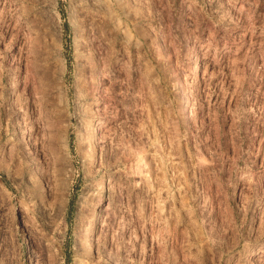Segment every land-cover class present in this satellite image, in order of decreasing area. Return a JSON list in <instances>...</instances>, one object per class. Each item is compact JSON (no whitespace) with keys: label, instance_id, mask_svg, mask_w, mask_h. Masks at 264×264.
I'll use <instances>...</instances> for the list:
<instances>
[{"label":"rangeland","instance_id":"obj_1","mask_svg":"<svg viewBox=\"0 0 264 264\" xmlns=\"http://www.w3.org/2000/svg\"><path fill=\"white\" fill-rule=\"evenodd\" d=\"M32 254L264 264V0H0V264Z\"/></svg>","mask_w":264,"mask_h":264},{"label":"bare ground","instance_id":"obj_2","mask_svg":"<svg viewBox=\"0 0 264 264\" xmlns=\"http://www.w3.org/2000/svg\"><path fill=\"white\" fill-rule=\"evenodd\" d=\"M117 5V4H116ZM47 75V74H46ZM199 75V69H198V65H197V63H195L194 64V66H193V68H192V76H198ZM98 77H96V80H95V83H97V81H98V79H97ZM45 81V80H44ZM44 81H43V83H44ZM48 83V82H47ZM45 85H46V83H45ZM48 85V84H47ZM45 91V90H44ZM44 93V92H43ZM48 93V92H47ZM48 100V99H47ZM180 112H181V115L183 116V117H185V115H186V113L188 112V110H189V102H188V100H187V98L184 96V95H182V97H181V100H180ZM63 130V129H62ZM96 136V129H92V131L90 132V137L93 139L94 137ZM60 201V200H59ZM61 203V202H60ZM76 226H78V225H76ZM79 227V226H78ZM92 231V229H90V231L88 232V234H90V232ZM30 248V246L29 245H26V248H25V250L26 251H28V250H30L29 249ZM178 249V248H177ZM177 251V250H176ZM180 253V252H179ZM178 253V254H179ZM176 254V253H175ZM178 254H176V255H178ZM33 255V254H32ZM31 255V256H32ZM30 264H35V257H34V255L32 256V259H31V263Z\"/></svg>","mask_w":264,"mask_h":264}]
</instances>
